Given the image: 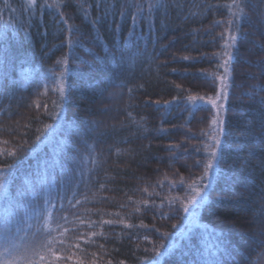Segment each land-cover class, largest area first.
Returning <instances> with one entry per match:
<instances>
[{"label": "trees", "instance_id": "16d2710c", "mask_svg": "<svg viewBox=\"0 0 264 264\" xmlns=\"http://www.w3.org/2000/svg\"><path fill=\"white\" fill-rule=\"evenodd\" d=\"M171 2L148 35L116 0H0V227L20 251L48 221L58 264H264V0ZM202 53L220 55L181 59Z\"/></svg>", "mask_w": 264, "mask_h": 264}, {"label": "snow or ice", "instance_id": "6c2138e0", "mask_svg": "<svg viewBox=\"0 0 264 264\" xmlns=\"http://www.w3.org/2000/svg\"><path fill=\"white\" fill-rule=\"evenodd\" d=\"M118 9L120 11V14L122 16L127 17L129 13H131V24H138V23H144L147 25L148 28V35H151L152 29L154 27V13H160V14H168L169 11L172 8V2L171 0H116ZM34 3V0H28L29 8H31L32 4ZM52 7L56 8L58 7L57 4H47V0H45L44 4H41L40 7ZM236 7L240 8L241 12L243 11V5L237 4ZM63 19V16L61 17ZM5 24L7 22H4ZM117 26L119 27V21H117ZM141 35H144L142 32ZM223 39V37H221ZM229 43H226L224 45L223 50V57H227L228 59H224V62L222 64H218L217 68H223L224 74L222 76H216L215 79H219L221 83V88L216 91L215 93V99H212L211 97L208 98L207 103L210 104L213 108L219 110L224 107L223 104L218 103L217 101L223 100L227 98V92H226V85L225 81L228 79V63L229 59L232 57L233 53L230 51V49L238 42V37L235 34L229 35L228 37ZM79 41H75V43H78ZM74 43L73 41H69V44L71 45ZM187 50V48H186ZM220 53H213L211 56H209L206 53H202L199 57H192V56H183L181 57L184 61H189L191 63H198L204 59L213 60L217 56H219ZM65 63H67V60H65ZM204 75V74H202ZM261 92H264V87H261L259 89ZM61 96L64 95V89H60ZM174 99H177L174 97ZM188 100L193 103V105H196L197 101H204V97H195V96H189ZM157 106L159 107L160 102L157 101ZM261 103L264 104V97L261 98ZM164 104H169L168 101H165ZM95 123V122H94ZM212 124L217 125V133L212 137L215 141V146L211 149V157L212 159H209L207 163L204 165V176L202 177V181H206L204 183L203 188H194L193 192L194 195H192L188 199V204L193 205V207L190 209L187 206H184L183 210L184 212H192L195 213L196 209L204 205L205 200L208 199L209 193L208 189L212 187V173L214 171V163L213 161H218V152L217 149L222 147V142L220 139L219 132L223 131L222 128H219L220 125L223 124V121L219 120L218 118H214L212 120ZM98 127V125H97ZM95 130V129H93ZM159 132H163L162 129L158 130ZM261 134L264 135V122H262L261 125ZM39 139V137H38ZM171 150V149H170ZM199 149L197 148V151ZM70 153L73 151V149L69 150ZM177 157L174 155L172 159H176ZM200 162L197 161L196 164L198 165ZM3 181L0 180V185H2ZM199 197V199H197ZM170 212L173 210L170 208ZM169 218H171L169 216ZM64 221V224L68 223V220L66 217H61ZM56 222V231L59 232L60 228L63 226L59 223V220ZM108 223H111V221H108ZM48 221H45L42 228L32 234V242L28 245H26L23 249V251H20L19 247L15 245L11 240V234L9 231L8 223L5 222V224L0 227V264H58V261L60 260L59 256H56L55 250L53 246L56 244V239L52 238L51 240L47 239V237H51V231L43 232V228H47ZM141 227H144L141 225ZM67 231V229H65ZM64 233H61V237H63ZM63 246L62 240H61V247ZM150 259H154L150 258ZM82 264V262H80Z\"/></svg>", "mask_w": 264, "mask_h": 264}]
</instances>
